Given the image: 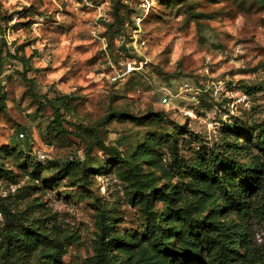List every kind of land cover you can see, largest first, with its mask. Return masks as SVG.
<instances>
[{
  "label": "clouds",
  "instance_id": "obj_1",
  "mask_svg": "<svg viewBox=\"0 0 264 264\" xmlns=\"http://www.w3.org/2000/svg\"><path fill=\"white\" fill-rule=\"evenodd\" d=\"M31 3L33 0H0V30H4L0 39L6 51L13 54L9 58L0 52L3 57L0 85L9 76L22 82L14 95L2 102L0 110L14 113L11 119L24 129L15 139L24 142L21 148L25 151L30 148L29 154L47 165L43 176L62 178L50 190L25 196L10 211L23 213L32 201H37L48 210L45 216L58 214L74 227L80 222L87 225V229L78 233L80 239L67 244L60 257L64 264H84L99 258L92 242L100 235L90 219L96 213L84 210L86 203L103 197L106 207L111 208L119 201L121 210L135 214L126 220H143V205L133 207L126 202L125 192L136 188L137 181L146 183L153 177H159L161 184L168 182L154 167L136 158V153L146 147L148 134L156 131L152 122L162 120L169 129L172 127L169 121L191 128L211 148L213 143L226 144L231 140L230 135L222 140L217 132L221 122L232 124L230 117L244 120L247 117L242 113H247L251 117L248 124L264 120V91L252 98L242 90L230 91L225 87L229 82L235 85L241 80L264 81V0H178L169 15L147 26L141 24V17L157 7L158 0L46 2L39 7L41 12L47 9L45 15L62 4L76 15L77 27L70 35L79 32L81 24L87 29L86 37L72 42L70 48L69 41L63 37L59 43L49 44V37L39 30L38 24L31 25L30 30H7L27 19H44L14 15ZM81 8L91 11H78ZM7 16L11 19H4ZM55 19L59 22L62 17L57 13ZM201 37L206 41L203 45L198 43ZM216 37L227 43L222 52L211 49ZM28 40L35 42L16 51ZM82 44L89 47L76 50ZM45 45L50 51H44ZM29 90L34 95L21 102L20 96ZM202 102L212 105L211 111H205ZM213 113L218 114V120L211 119ZM0 127L6 125L0 121ZM50 127L54 138L48 137ZM65 133L69 134L67 143L61 145L60 137ZM162 150L165 155L161 162H170L171 154L167 148ZM113 152L124 162L119 171L94 176L86 185L92 196L75 205L65 203L64 195L75 194L74 201L81 194L80 186L85 183L82 169L86 163L101 167ZM257 154L253 149L252 155ZM7 167L14 173L17 171L11 163ZM69 167L75 169L74 175L64 174V169ZM178 179L173 177L171 184L176 185ZM33 183L40 181H33L27 175L16 183L0 181V201L14 200L19 189ZM57 192L61 193L59 199ZM260 195L261 190L256 189L248 192L245 199L251 202ZM210 206L209 202V207L201 213L203 217H207ZM163 207L161 201L151 210ZM259 207L250 203L247 215L233 209L223 221L228 231H239L242 237L238 250L227 252L231 264L264 261V212L257 213ZM39 216V212L32 213V218ZM4 224V214L0 213V229ZM3 241L4 235L0 234V244ZM8 251L6 244L0 246V264H35V255L25 260L23 253L6 255Z\"/></svg>",
  "mask_w": 264,
  "mask_h": 264
},
{
  "label": "rangeland",
  "instance_id": "obj_2",
  "mask_svg": "<svg viewBox=\"0 0 264 264\" xmlns=\"http://www.w3.org/2000/svg\"><path fill=\"white\" fill-rule=\"evenodd\" d=\"M46 2L51 4L52 0H33V3L14 13L17 17L43 16V20L27 19L22 23L12 25L11 28L7 30L12 31L18 28L30 30L31 25L38 24L39 30L49 37V44H57L60 42L61 37H63L69 41V45L67 46L69 48L72 42L81 37H86L87 29L83 27V24L79 26V32L70 35L77 27V17L73 12L67 11L63 4L61 8H54L51 13L47 15H45L47 9H45L44 12L39 11V7ZM57 2H60V0H57ZM177 2L178 0H158L157 7L150 8L148 13L141 17V24L147 26L150 22L158 21L162 17L169 15L171 9ZM93 3H95V0H93ZM78 11L91 10L81 8ZM57 13L62 17L59 22L55 19ZM4 19H11V16L4 17ZM2 31L4 30H0V33H2ZM41 38L43 37L38 39ZM216 40L217 42L211 45V49L222 52L227 48L226 41L220 40L219 37H216ZM34 42L35 41L32 40L25 41L16 51H21L27 45ZM198 43L203 45L206 41L201 37ZM86 47L89 46L82 44L79 49L76 50L84 51ZM44 51H50L48 45H45ZM0 52H3L4 55L9 58L13 56L12 53L6 51L2 39H0ZM33 55H37V53L34 52ZM98 55L102 56V53ZM0 60H3V57H0ZM89 63H91V61H89ZM0 68H2V64H0ZM23 83L28 82L24 81ZM249 85L252 86L249 87ZM21 86V81H13L11 76L5 77V84L0 85V109L3 108L2 102L13 96L14 90ZM6 87L8 91H4ZM225 87L230 91L242 90L246 95L257 98V93L264 91V81L253 82L241 80L235 85L229 82ZM32 95H34V93L29 90L20 96V101L23 102L25 97ZM224 102L226 101H222V103ZM201 106L204 107L205 111H211L212 109V105L203 104V102ZM216 107L219 108V105H216ZM220 111L224 110L221 109ZM252 111L255 113L256 109ZM13 114L11 110H0V121L6 125V127H0V181H4L6 184L16 183L19 179L27 175L31 180H39L40 183L25 185L23 189L18 190L14 200L0 201V213H3L5 218L4 228L0 229V234L4 235V241L0 246L4 244L7 245L9 251L6 252V255L8 253L11 255L12 252L10 249L13 248L16 249L15 252L26 254V256H24L25 260L27 257L35 255V264H64L60 257L65 250V246L70 243H76L80 239L78 233H80L81 229H87V225L80 222L74 227L65 223L58 214L45 216V212L48 210L44 209L37 201H32L27 211L23 213L16 212L13 214L10 211L11 208L18 207V202L22 201L25 196L50 190L55 183L62 178L61 176H50L45 178L43 172L47 165L31 156L29 154L30 148L28 151L21 148L20 145L24 142L17 141L15 137L20 131H24V129L11 119ZM197 114L203 115L204 113L197 112ZM242 114L247 118L241 120L237 117H230L232 120L231 125L221 122V127L217 129L218 134H221L222 140L230 135L231 140L226 144L213 143L211 148L207 146L204 137L194 132L191 128L181 127L169 121L168 123L172 125L171 129H169L162 120H156L152 122L156 131L149 133L146 139H152L154 141L153 152H145L139 157H136L143 163H148L154 167L161 173V176L168 181L167 183L161 184L159 182V177H153L150 181L145 183L147 185L146 192L149 193L150 190L155 191L156 198L152 200V209L157 202L162 201L164 205H167L169 209L167 217L169 219L171 216V219L167 223L161 221V226L168 230L165 241L170 244V251L173 253V256L188 257L183 264H208L202 250H199L198 253L193 252L186 244V239L189 234L183 219V211L190 210L195 219H202L206 225L209 224L211 221L210 213L212 209H214V201L219 197L216 192L218 190L213 189L215 179H222L227 188L231 187L239 192L237 189H244L246 184L236 175V168L238 166L251 165L257 168L264 186V120L259 123H256L254 120L252 124H248L247 120L251 119V117L248 116L247 113ZM211 119L213 121L218 120V114L213 113ZM13 129H15V131H13ZM53 131L51 127L48 129L49 138H54L52 137ZM68 135L69 134L65 133L60 137L61 145L67 143ZM164 148H167L168 153L171 154V161L168 163L161 162V158L165 155V152L162 150ZM218 148L220 151L216 150ZM253 149L258 153L257 155H252ZM183 153H190V155H184ZM117 155L118 154L113 152V155L109 156L101 167H92L86 163L84 166L85 170L82 169L81 178L85 183L80 186L81 194L77 195L74 201L72 200V195L75 194H66L63 197L64 202L75 205L86 196H92L93 194L86 185L92 182L94 176L108 175L114 170L119 171L120 167L124 165L116 159ZM9 163L17 169L15 173L7 167ZM69 172L74 175L75 169L71 167L64 169V174H68ZM149 172H151V167ZM202 174H206L208 179H199L198 175ZM173 177L179 178L176 185L171 184ZM198 185L202 186L201 192L197 188ZM252 191L254 190H250V192ZM139 195L140 194L136 192L135 188L126 191V202L130 203L133 207L140 205L138 203ZM247 195L248 193L245 197ZM60 197L61 193L57 192V198L59 199ZM38 199L37 197V200ZM262 201V195L251 202L245 199L246 205L250 203L261 205ZM209 202L211 206L208 215L207 217H203L201 213L205 208L209 207ZM106 204L107 201H104L103 197H97L94 203H86L84 209H90L96 213V215L90 216V219L95 222L93 226L100 232V235H97V239L92 242L96 249L99 247L100 243L112 237H118V239H120V245L109 247L102 251L104 257L108 258L112 254L115 255L116 264H172L170 253L162 251L152 239L145 234L144 228L146 226L147 215L145 211L143 220H139V218H128L126 220V217H132L135 216V214H129L126 210H121L118 206L119 201L117 202V206L111 208L106 207ZM215 209L223 221L231 215L225 213L220 207L215 206ZM101 211H107L114 219V223L110 226L109 234L106 237H103L100 231L98 217ZM34 212H39L40 216L32 218V213ZM63 215L65 217L68 216L67 213ZM125 223H127L129 227L121 228L120 225ZM23 233L26 234L23 236ZM31 237L41 240H50L51 237H56L60 241V249H47L48 253L54 256L52 262H48L46 259H42L41 256H38L37 250L27 256L28 242ZM99 258L96 261H85L84 264H101Z\"/></svg>",
  "mask_w": 264,
  "mask_h": 264
},
{
  "label": "trees",
  "instance_id": "obj_3",
  "mask_svg": "<svg viewBox=\"0 0 264 264\" xmlns=\"http://www.w3.org/2000/svg\"><path fill=\"white\" fill-rule=\"evenodd\" d=\"M8 55V53H7ZM146 147H143L139 151L136 157H139L145 152H153L154 141L152 139L145 140ZM116 159L124 164L120 160L119 156ZM85 170V167H83ZM195 172V171H193ZM236 175L238 178L246 184L244 189H237V192L233 188H227L222 179H215V185L213 189L218 190L217 196H219L214 201V209L210 213L211 221L209 224H205L202 219H195L190 210L183 211V219L186 223V229L188 230V238L186 239V244L193 252H199L202 250L208 261V264H231L230 257L227 255L229 251H236L241 243L242 237L239 231L232 232L227 230L226 224L220 218L219 213L216 211L215 206L220 207L227 214H231L232 210L243 211L247 215V210L249 205L245 203V195L250 192V190H261L262 204L258 209L257 213L264 212V186L260 174L256 167L251 165L238 166L236 168ZM199 179L207 180L208 176L205 174L198 175ZM147 185L137 181L136 192L140 195L138 196V203L143 205L146 215V226L144 228L145 234H147L152 241L164 252L170 253L172 264H183L188 257L173 256L170 251V244L165 241V236L168 232L165 227L161 226V221L168 222L171 216L167 217L169 209L167 205H164L162 210L152 211V200L156 198L155 191L150 190L149 193L146 192ZM198 190H202V186H197ZM221 195H220V193ZM238 195V196H237ZM100 231L103 237L109 234L110 226L114 223L112 216L108 214L107 211H101L99 213ZM26 233H23V236ZM221 237L223 239H221ZM227 241V243H225ZM254 243V241H252ZM60 241L56 237H51L50 240L38 239L31 237L28 242V254L29 256L33 251H37V255L41 256L42 259H46L48 262L54 260V256L49 254L48 248L60 249ZM120 239L118 237H112L105 242L100 243L99 247L96 249L99 254V262L101 264H116L115 255H110L108 258L104 257L103 250L120 245ZM235 246V247H233ZM246 246V244H245ZM11 252H15L16 249H10ZM7 255H10L9 253ZM26 256V254L24 255ZM122 264V263H119ZM264 264V261H262Z\"/></svg>",
  "mask_w": 264,
  "mask_h": 264
}]
</instances>
